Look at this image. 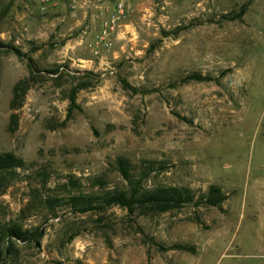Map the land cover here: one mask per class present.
<instances>
[{
	"label": "rangeland",
	"instance_id": "1",
	"mask_svg": "<svg viewBox=\"0 0 264 264\" xmlns=\"http://www.w3.org/2000/svg\"><path fill=\"white\" fill-rule=\"evenodd\" d=\"M39 1H0V42L25 53L0 48V152L23 160L0 216L42 231L0 264H264V0H134L97 54L112 0ZM120 156L193 201L74 211L71 191L123 188Z\"/></svg>",
	"mask_w": 264,
	"mask_h": 264
},
{
	"label": "trees",
	"instance_id": "2",
	"mask_svg": "<svg viewBox=\"0 0 264 264\" xmlns=\"http://www.w3.org/2000/svg\"><path fill=\"white\" fill-rule=\"evenodd\" d=\"M1 1V0H0ZM1 5V2H0ZM0 6V18L3 13ZM237 15V17L240 16ZM178 32V28L174 33ZM0 48L15 52L18 56H25L18 48L13 45L0 42ZM185 79H201L197 73L189 74ZM75 90H72L69 96L73 104L75 100ZM116 169L124 181L123 188H112L102 190L101 193L86 194L82 191H71L65 198V201L74 211H103L109 206L117 205L133 213L138 208H151L158 210H167L191 203L194 199L193 191L184 186L175 185H156L148 187L144 184V177L147 173L135 174L132 165L128 159L117 157L115 159ZM23 166V160L12 152H0V176L13 175L17 168ZM99 181V180H98ZM71 182V180H70ZM224 198L221 190L211 185L204 194V201L210 205H218ZM60 196H52L45 200L50 209L58 201H64ZM42 231L38 228H24L19 221H3L0 216V262L9 257L13 252V245L16 242L37 241Z\"/></svg>",
	"mask_w": 264,
	"mask_h": 264
},
{
	"label": "built area",
	"instance_id": "3",
	"mask_svg": "<svg viewBox=\"0 0 264 264\" xmlns=\"http://www.w3.org/2000/svg\"><path fill=\"white\" fill-rule=\"evenodd\" d=\"M54 0H40V8L45 9L48 4ZM72 6L85 5L88 0H71ZM134 0H112L111 10H102L103 17L97 32L95 33L89 46L94 54L98 53L99 48H109L113 41L118 37V27L120 22L132 11V3Z\"/></svg>",
	"mask_w": 264,
	"mask_h": 264
}]
</instances>
